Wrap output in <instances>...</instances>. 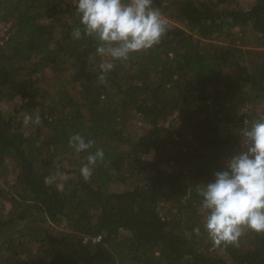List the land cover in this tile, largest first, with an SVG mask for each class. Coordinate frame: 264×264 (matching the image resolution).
<instances>
[{
  "label": "trees",
  "instance_id": "trees-1",
  "mask_svg": "<svg viewBox=\"0 0 264 264\" xmlns=\"http://www.w3.org/2000/svg\"><path fill=\"white\" fill-rule=\"evenodd\" d=\"M153 5L167 34L101 84L73 0H0V264H264V233L214 245L197 192L264 117V0Z\"/></svg>",
  "mask_w": 264,
  "mask_h": 264
},
{
  "label": "clouds",
  "instance_id": "clouds-1",
  "mask_svg": "<svg viewBox=\"0 0 264 264\" xmlns=\"http://www.w3.org/2000/svg\"><path fill=\"white\" fill-rule=\"evenodd\" d=\"M73 3L82 27L75 28L72 35L74 39L91 37L96 42V52L102 58L101 84L106 83L115 62L127 61L133 54L152 49L169 30L167 18L154 7L153 0H73ZM24 122L39 125L41 117L26 115ZM239 135L244 150L228 157L224 168L215 171L214 179L197 189L204 228L216 246L236 242L245 228L264 233V117L254 120ZM93 143L80 134L69 140L77 153L88 152ZM104 156L102 149L88 154L87 163L80 169L84 180L90 179ZM57 186L62 189V185Z\"/></svg>",
  "mask_w": 264,
  "mask_h": 264
},
{
  "label": "rangeland",
  "instance_id": "rangeland-1",
  "mask_svg": "<svg viewBox=\"0 0 264 264\" xmlns=\"http://www.w3.org/2000/svg\"><path fill=\"white\" fill-rule=\"evenodd\" d=\"M240 3H241V5L242 6H244L245 8L246 7H248L249 5H250V3H252L253 2V0H238ZM141 126V124H137V127H140ZM136 128H134V130H135ZM142 134V131H140V130H138V129H136L135 130V137H138V136H140ZM4 186H6V188H7V186L8 185H4ZM8 208H9V205H8Z\"/></svg>",
  "mask_w": 264,
  "mask_h": 264
},
{
  "label": "built area",
  "instance_id": "built-area-1",
  "mask_svg": "<svg viewBox=\"0 0 264 264\" xmlns=\"http://www.w3.org/2000/svg\"><path fill=\"white\" fill-rule=\"evenodd\" d=\"M6 32H7V27H5L3 24H0V46H2L4 42V38H6L5 37Z\"/></svg>",
  "mask_w": 264,
  "mask_h": 264
}]
</instances>
